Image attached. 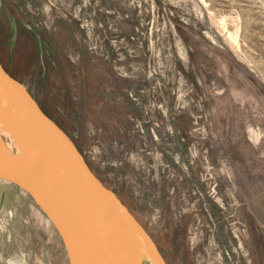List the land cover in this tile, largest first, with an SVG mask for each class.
Segmentation results:
<instances>
[{
    "label": "rangeland",
    "instance_id": "1",
    "mask_svg": "<svg viewBox=\"0 0 264 264\" xmlns=\"http://www.w3.org/2000/svg\"><path fill=\"white\" fill-rule=\"evenodd\" d=\"M0 60L167 264H264V0H0ZM1 191L0 259L68 264Z\"/></svg>",
    "mask_w": 264,
    "mask_h": 264
},
{
    "label": "water",
    "instance_id": "2",
    "mask_svg": "<svg viewBox=\"0 0 264 264\" xmlns=\"http://www.w3.org/2000/svg\"><path fill=\"white\" fill-rule=\"evenodd\" d=\"M4 114L22 124L20 130L10 129L21 138L23 155L3 140L5 129L0 119V182L15 185L33 200L59 235L68 264H120L124 247L114 245V236L132 240L139 262L166 264L127 206L89 168L71 136L0 62V115ZM34 139L38 140L37 157L31 153ZM2 199L3 191L0 203ZM81 211H86L85 216H80ZM105 224H115L111 238L109 233L105 238L102 235ZM110 247L120 253L118 260H110ZM9 262L13 261L0 259V264Z\"/></svg>",
    "mask_w": 264,
    "mask_h": 264
},
{
    "label": "bare ground",
    "instance_id": "3",
    "mask_svg": "<svg viewBox=\"0 0 264 264\" xmlns=\"http://www.w3.org/2000/svg\"><path fill=\"white\" fill-rule=\"evenodd\" d=\"M0 119L2 120V128L5 129V131L3 132V140L5 141V143L9 146V148H11L16 154H19V155H23V148L21 146V138H19V136H15L12 132V129H22V124H20L17 120L18 119H15V118H12L10 117L9 115H0ZM11 133H9V132ZM34 143V146L31 145V153H33V156L34 157H37L38 156V153H37V144H38V140L37 139H34L33 141ZM1 183L3 184V186H6V183L7 182H0V185ZM81 206L84 207L86 205L85 201L82 200L80 202ZM83 213V214H82ZM82 214V215H80ZM80 216H85L86 214V211L84 212H80ZM112 225H115V224H105L103 226V229H102V235L103 237L105 238L106 235H108V237L111 238V235L110 233H112V231L116 230V227L112 228ZM112 242H114V245L116 246H120L122 245L124 247L123 251H121L120 253L124 252L122 255V260H120V264H144L142 262H139V258L137 255L134 254L133 252V249H132V240L127 237V236H124V237H119V236H114V239L112 240ZM112 248V249H110ZM108 248V252H111V254H109V256H111V259L110 260H118V258H120V253L116 250H113V247H110ZM107 255V254H106ZM108 262V261H107ZM8 264H15L14 262H9Z\"/></svg>",
    "mask_w": 264,
    "mask_h": 264
},
{
    "label": "trees",
    "instance_id": "4",
    "mask_svg": "<svg viewBox=\"0 0 264 264\" xmlns=\"http://www.w3.org/2000/svg\"><path fill=\"white\" fill-rule=\"evenodd\" d=\"M0 62H1V60H0ZM3 65V64H2ZM3 67L5 68V66L3 65ZM6 69V68H5ZM7 70V69H6ZM60 125V124H59ZM80 150V149H79ZM80 152H81V150H80ZM84 157V156H83ZM84 159H85V157H84ZM86 161V163H87V165L89 166V168L93 171V173L95 174V176L97 175V173H99L98 171H97V168L93 165V164H91V162L90 161H87V160H85ZM99 180H100V178L98 177V176H96ZM101 181V180H100ZM119 195V194H118ZM164 258V257H163ZM165 260V259H164ZM166 264H167V262H166Z\"/></svg>",
    "mask_w": 264,
    "mask_h": 264
}]
</instances>
